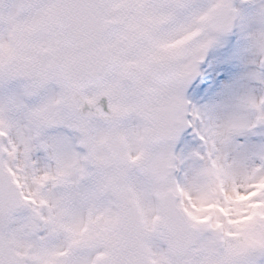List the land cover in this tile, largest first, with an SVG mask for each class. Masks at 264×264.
<instances>
[{
	"label": "snow or ice",
	"instance_id": "1",
	"mask_svg": "<svg viewBox=\"0 0 264 264\" xmlns=\"http://www.w3.org/2000/svg\"><path fill=\"white\" fill-rule=\"evenodd\" d=\"M0 264H264V0H0Z\"/></svg>",
	"mask_w": 264,
	"mask_h": 264
}]
</instances>
